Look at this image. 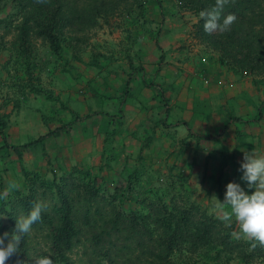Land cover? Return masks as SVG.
Instances as JSON below:
<instances>
[{
  "label": "rangeland",
  "instance_id": "374dc122",
  "mask_svg": "<svg viewBox=\"0 0 264 264\" xmlns=\"http://www.w3.org/2000/svg\"><path fill=\"white\" fill-rule=\"evenodd\" d=\"M183 1L78 0L68 6H77V14L56 20L59 56L43 38L22 36L23 12L17 2L0 1V229L6 214L2 208L17 220L26 215L20 211L26 196L34 194L37 202L46 203L42 219L27 235L33 264L41 256H50L54 264L150 262L140 252L158 251L154 241L119 251L125 244L120 239L115 248L93 251L87 240L98 230L93 227L62 256L51 248L49 233L59 207L55 186L75 199L77 209L88 195L87 186L109 212L100 198L110 201L115 189L124 193L129 184L135 192L128 193L129 204L149 216V233L156 218L162 222L170 215L173 226L176 221L182 226L184 219L198 228L187 227L192 235L174 247L169 264H264V247L253 249L250 242L236 239L232 233L239 225L227 227L219 220L215 199L205 196L211 186L222 185L227 172L238 171L243 157L235 161L226 151L231 144L221 141L224 132L218 128L231 113L211 93L240 81L259 90L264 75L220 64L210 45L213 39L209 41L219 32L200 34V13ZM224 73L233 76L229 82ZM260 106L264 109V101ZM184 123L195 127L187 131ZM67 124L70 129L25 150L4 147L27 144ZM199 125L207 134L192 133ZM161 126L168 129L165 134H157ZM201 138L206 140L201 143ZM214 140L221 142L219 147ZM11 181L19 188L10 190ZM171 186L175 196L165 198L162 190ZM220 238L225 246L219 245Z\"/></svg>",
  "mask_w": 264,
  "mask_h": 264
},
{
  "label": "trees",
  "instance_id": "16d2710c",
  "mask_svg": "<svg viewBox=\"0 0 264 264\" xmlns=\"http://www.w3.org/2000/svg\"><path fill=\"white\" fill-rule=\"evenodd\" d=\"M13 1L18 3L19 8L23 12V20L18 27L22 36L27 38L28 35L32 33L35 36L43 38L46 40L52 54L55 56L61 55L62 46L60 43V35L56 30V20L59 21L61 17H65L66 15L67 19H70V17H72L71 15H74L78 8L77 6H68L78 4V0H47V3H37L36 0ZM185 1L188 6H195L197 9L196 12L198 13L209 10L215 6V0H184V5ZM92 3L94 2L92 1ZM67 12L69 13L67 14ZM229 13L235 14L237 17L230 31L225 33L219 32L209 37L210 35H208L203 27L204 20L200 18L197 26L198 32L200 34L206 32V35H208L210 39L209 41L213 39L210 45L217 51L220 64L227 67H235L238 71L250 76L259 74L264 75V0H233V2H230L224 7L222 16ZM161 59H163V56L160 57V60ZM128 84L129 83H127L126 86H128ZM259 117H261V113H259ZM234 120L240 121L236 118ZM0 125L3 126L4 124L0 123ZM183 125L186 126L187 131H190L187 124L184 123ZM70 127L71 124H67L27 144L19 146H9L6 144L4 147L11 151L19 152L38 145L50 137L59 134L61 131L70 129ZM173 188L174 187L171 186L170 188L167 187L166 190H162L165 198L172 199L173 196H175L171 194ZM133 190L134 187L129 184L128 187L125 188L124 193L120 192V189H115L110 201L101 197L100 199L110 208L109 212H106L108 209L105 206L99 207L97 199L93 198L95 196L94 190L89 191L87 186L84 191L88 195H85L86 199L84 204L80 205L78 209L77 205L74 203L75 199L68 197L60 186H55L57 206L59 207L57 210V224L51 226V233H49L52 250L57 255L62 256L64 252H69L78 242L81 233H85L87 236V232L85 231L86 228L93 227L95 230L98 228L97 232H92L90 238L87 236L88 242L94 247L93 251H96L95 248L101 249L102 246L115 248V243L120 239H122L125 244L119 251H129L132 244L143 246L146 240L154 241V243H158L159 247L153 244L158 248V251L152 248L149 249L148 252H140L142 255L146 253V257L151 261L143 260L138 262H147V264H169L168 258L174 247L182 244L183 236L188 233L189 237L192 235V232H190L187 227L193 230H198V228H194V224L190 222V220L183 221L184 219L181 220V222H183L182 226L179 221H176L173 226L170 215L168 219L162 222L159 221V218H156L153 221L156 226H154L155 228L152 233H149L148 222L146 221L149 216L140 215L138 213L139 210H136V206L134 208L132 204H129L128 193H132ZM152 191V194L157 193V190ZM133 194L135 195V192H133ZM118 198L121 200L119 205L116 206L114 203ZM188 201L190 202V200ZM36 202L34 194L26 196L20 205V211L27 215ZM91 207H94L93 212L90 210ZM162 208L164 214H170L164 207ZM103 210H105V212ZM1 211L6 214H4L5 217L1 218L3 226L0 229V233L4 230L11 233L15 228L16 220L14 216L6 212L3 208ZM43 218H45V216ZM219 220L221 221V219ZM220 226L219 224V232L221 231ZM157 230H161L163 233H154ZM200 232L202 233V237H204L205 234H207V228H203ZM228 238L229 237H227V239ZM139 240H141V244L138 242ZM219 245L225 246L221 238L219 240ZM217 254H219V252ZM17 258L26 261L27 264H33L27 251V236L24 237L20 246L19 257L14 256L11 260L16 264Z\"/></svg>",
  "mask_w": 264,
  "mask_h": 264
},
{
  "label": "clouds",
  "instance_id": "9594fccd",
  "mask_svg": "<svg viewBox=\"0 0 264 264\" xmlns=\"http://www.w3.org/2000/svg\"><path fill=\"white\" fill-rule=\"evenodd\" d=\"M36 2L47 3V0ZM230 2L233 0H215L214 7L200 12L206 32L225 33L231 30L237 17L232 13L222 16L224 7ZM238 171L242 173L240 180L252 191L249 194L240 183L228 182L223 200L214 197L216 206L222 213L220 219L227 227H231L234 222L239 225V231L232 233L236 239L250 242L253 249L257 246L264 247V155L244 151ZM18 188L15 181L10 182V190ZM46 210L45 202L34 203L27 215L16 220L11 233L0 234V264H8L14 256L19 257L24 237L31 233L32 226L42 219V213ZM16 264L27 262L17 258ZM34 264H54V261L50 256H41L34 259Z\"/></svg>",
  "mask_w": 264,
  "mask_h": 264
},
{
  "label": "crops",
  "instance_id": "0c3cea01",
  "mask_svg": "<svg viewBox=\"0 0 264 264\" xmlns=\"http://www.w3.org/2000/svg\"><path fill=\"white\" fill-rule=\"evenodd\" d=\"M224 76L228 79V82L233 77L230 76V74L226 75L225 73ZM229 84L230 87L227 89L220 88L218 91H216V93H211L213 97L215 96L219 99H222V105L224 107H228L230 111H228V113H231V117H228L227 120L225 119L223 126L218 128L220 133L224 132V136L222 135L221 141H225L224 144L226 146L231 144V149L229 148L230 150L227 149L226 151L232 153L231 157L235 158V161L237 158L243 156L244 151L257 154L262 153L264 155V109L260 106V104H262L264 101V87L259 86L257 87L259 90L254 88L252 91L250 84L247 82L240 81ZM149 102H151V99ZM259 113H261V117L258 118ZM233 118L239 119L240 121L234 120ZM184 127L187 130L186 126ZM187 127L192 130L195 125L191 123L188 124ZM202 127L203 126L199 125L200 129H198V132L192 131V133H196L198 136H201L200 134H207L204 132L205 130L202 129ZM160 128V130H157V134H165V131L168 130L163 126ZM206 137L208 136H205V138ZM205 138L199 139L201 143L206 140ZM213 143L216 147H219L221 144V142L218 140H214ZM212 156L215 157L217 155L212 154ZM221 156L223 157V155ZM233 172L234 171H229L224 175V177H222L221 186H211L206 190L207 192H205V196L207 197L208 201L215 198L222 201L226 191V184L228 182L240 183L241 187H244L245 190L249 192V194L251 193L252 190L247 189L244 182L240 180L242 173L240 171ZM229 175H232V177H229Z\"/></svg>",
  "mask_w": 264,
  "mask_h": 264
}]
</instances>
